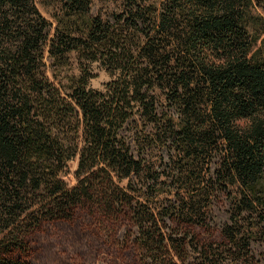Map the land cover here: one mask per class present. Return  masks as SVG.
Returning a JSON list of instances; mask_svg holds the SVG:
<instances>
[{
	"label": "trees",
	"instance_id": "trees-1",
	"mask_svg": "<svg viewBox=\"0 0 264 264\" xmlns=\"http://www.w3.org/2000/svg\"><path fill=\"white\" fill-rule=\"evenodd\" d=\"M96 1L45 0L50 39L36 0H0V264L79 211L135 226L145 264H260L264 0H104L106 19ZM94 63L117 76L104 91Z\"/></svg>",
	"mask_w": 264,
	"mask_h": 264
},
{
	"label": "rangeland",
	"instance_id": "rangeland-1",
	"mask_svg": "<svg viewBox=\"0 0 264 264\" xmlns=\"http://www.w3.org/2000/svg\"><path fill=\"white\" fill-rule=\"evenodd\" d=\"M44 1L36 0V5L43 16L53 24L51 39L56 21L52 17V7L48 8L44 5ZM162 1L152 0L157 5H160ZM95 9L102 10L101 15L106 19L111 9H117V6L113 2L97 0ZM259 14L264 18V10H260ZM45 56L50 66L48 48ZM69 57L74 65L73 69H76L77 55L71 54ZM90 70L94 77L89 80L88 87L92 90L104 91L105 85L117 77L101 67L99 63L91 64ZM72 72L78 74L77 70ZM59 75L63 78L67 76V73L62 72ZM78 161V156L69 161L62 175V180L69 188L78 183L75 176ZM214 213L208 228L201 230L200 234L205 241L216 239L220 242V238L216 237L228 220V209L225 206H215ZM136 238L135 226L124 225L118 229L102 226L96 222L94 216L79 211L71 221L45 222L32 231L29 238V260L31 264H145ZM257 252L260 264H264V245H257Z\"/></svg>",
	"mask_w": 264,
	"mask_h": 264
}]
</instances>
